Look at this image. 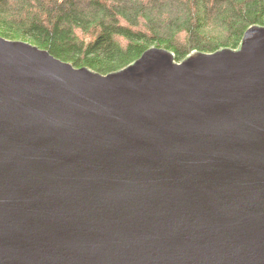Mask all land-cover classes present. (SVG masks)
Masks as SVG:
<instances>
[{"label":"water","instance_id":"water-1","mask_svg":"<svg viewBox=\"0 0 264 264\" xmlns=\"http://www.w3.org/2000/svg\"><path fill=\"white\" fill-rule=\"evenodd\" d=\"M0 264H264V26L107 74L0 35Z\"/></svg>","mask_w":264,"mask_h":264},{"label":"trees","instance_id":"trees-1","mask_svg":"<svg viewBox=\"0 0 264 264\" xmlns=\"http://www.w3.org/2000/svg\"><path fill=\"white\" fill-rule=\"evenodd\" d=\"M264 26V0H0V35L107 74L152 46L174 52L237 48Z\"/></svg>","mask_w":264,"mask_h":264},{"label":"rangeland","instance_id":"rangeland-1","mask_svg":"<svg viewBox=\"0 0 264 264\" xmlns=\"http://www.w3.org/2000/svg\"><path fill=\"white\" fill-rule=\"evenodd\" d=\"M152 47H153V46H152ZM195 51H196V50H195ZM192 52H193V51H192ZM189 54H190V53H189ZM182 60H183V59H182ZM182 60H181V61H182Z\"/></svg>","mask_w":264,"mask_h":264}]
</instances>
